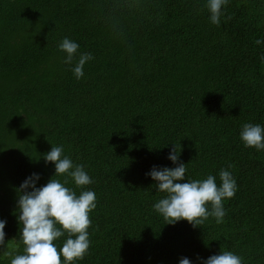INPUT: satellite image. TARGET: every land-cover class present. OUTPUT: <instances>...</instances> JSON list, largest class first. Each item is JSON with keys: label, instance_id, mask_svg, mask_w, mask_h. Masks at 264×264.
I'll use <instances>...</instances> for the list:
<instances>
[{"label": "trees", "instance_id": "obj_1", "mask_svg": "<svg viewBox=\"0 0 264 264\" xmlns=\"http://www.w3.org/2000/svg\"><path fill=\"white\" fill-rule=\"evenodd\" d=\"M209 16L206 0H0V219L5 240L17 238L8 250L24 248L16 189L33 172L46 184L54 165L43 155L63 145L93 183L59 178L97 202L76 264H179L221 250L264 264V151L240 139L245 123L264 125V0H230L221 25ZM64 37L93 56L81 79L79 56L69 65L58 49ZM172 143L186 179L235 177L222 222L165 224L153 209L163 193L146 173L175 167Z\"/></svg>", "mask_w": 264, "mask_h": 264}, {"label": "clouds", "instance_id": "obj_2", "mask_svg": "<svg viewBox=\"0 0 264 264\" xmlns=\"http://www.w3.org/2000/svg\"><path fill=\"white\" fill-rule=\"evenodd\" d=\"M230 0H206L212 24L221 25V17ZM257 45H264V38L255 40ZM78 42L64 37L58 49L64 53V63L72 65L78 55V61L72 68L77 79L84 76L85 64L93 59L90 52L78 53ZM264 61V54H261ZM240 139L245 147L264 151V125L245 123L240 131ZM168 154V159L175 167L153 166L146 175L155 183L156 192L163 193L153 205V209L163 217L165 224H176L186 220L194 227L204 224L209 217L217 223L226 215L224 201L232 198L237 191V182L232 173L222 169L219 173L221 183L218 185L214 175L205 179H186L187 164L180 160L181 148L176 144ZM52 145V144H51ZM45 163L54 165V175L46 184L38 186L41 174L31 173L16 189V219L19 232L18 239L23 243V253L13 254L6 241V219H0V249L4 255L11 257L10 264H76L83 260L90 248L88 231L92 220L90 213L97 207L96 194L93 190H84L77 195L67 186L71 177L77 187L93 183L83 164H75L64 152L63 145H52L44 153ZM211 205L209 209L208 205ZM67 235L62 246L54 241ZM243 264V257L231 250H221L207 258L197 256L196 261L182 257L179 264Z\"/></svg>", "mask_w": 264, "mask_h": 264}]
</instances>
